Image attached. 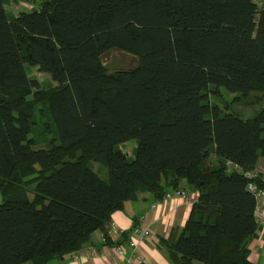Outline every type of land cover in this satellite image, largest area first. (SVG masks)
I'll return each instance as SVG.
<instances>
[{
  "label": "trees",
  "instance_id": "16d2710c",
  "mask_svg": "<svg viewBox=\"0 0 264 264\" xmlns=\"http://www.w3.org/2000/svg\"><path fill=\"white\" fill-rule=\"evenodd\" d=\"M6 1L0 264L62 262L107 234L125 202L162 200L183 182L199 199L179 236L161 241L170 264H258L242 171L264 155V103L242 116L211 99L224 89L233 103L264 102V0H33L12 17ZM114 50L137 65L110 72L101 57Z\"/></svg>",
  "mask_w": 264,
  "mask_h": 264
},
{
  "label": "crops",
  "instance_id": "0c3cea01",
  "mask_svg": "<svg viewBox=\"0 0 264 264\" xmlns=\"http://www.w3.org/2000/svg\"><path fill=\"white\" fill-rule=\"evenodd\" d=\"M256 170L264 174V155L259 158ZM179 189L195 191L186 182ZM173 191L170 188L169 193ZM192 208L185 199L171 201L164 198L158 201L150 193L141 194L137 200L125 202L124 208L112 215L107 234L96 231L78 253L54 264H170L168 250L161 241L179 236ZM137 225L149 229L151 236L148 239L140 237L134 247L131 241ZM118 245H122L124 250L119 252ZM250 250V260L264 264V230L261 228L258 236L250 242Z\"/></svg>",
  "mask_w": 264,
  "mask_h": 264
},
{
  "label": "rangeland",
  "instance_id": "374dc122",
  "mask_svg": "<svg viewBox=\"0 0 264 264\" xmlns=\"http://www.w3.org/2000/svg\"><path fill=\"white\" fill-rule=\"evenodd\" d=\"M32 1L33 0H8L6 1L5 7L7 12L12 17L13 15L15 16L19 14L23 10H27L28 8L33 9L34 7H37V4L32 3ZM105 61L109 63L108 66L110 68V72H115L121 69H130L135 65H137L138 63L137 59L134 56H131L129 54H126L118 50H114L112 51L110 56H106ZM30 76L37 78L38 81L44 87L54 85L51 77L48 74L39 71L37 68L36 69L33 68L30 70ZM221 92H222V96H217L216 94H214L213 98L211 99V102L215 105L221 106L222 108L232 106L233 110L239 112V114H241L242 116H244V114L246 116L250 115L254 110H259V107L256 108V106H254V103L259 102L258 104L259 106L263 105L264 103L262 99L255 98L256 95L252 96L249 100H247L246 102H242L241 104L233 103L234 99L238 96V94L228 92L224 89H222ZM249 109L251 110L249 111ZM229 110H231V107ZM47 118H48L47 115L43 117L39 112H37L36 119L39 123L38 126L39 129L37 130V132H44V130H41V128L45 123V121H47ZM133 143L124 144L122 146L124 151L129 154H132L135 148V143L134 144ZM92 165L96 167V169H99V167L100 169H103L104 173L101 170V174H105V177L107 178L106 168L103 165L95 162H93ZM36 167L39 169L40 165L38 164L36 165ZM32 187H35V184ZM31 196L33 197V193L31 194ZM3 200H4V196L0 192V203L3 202Z\"/></svg>",
  "mask_w": 264,
  "mask_h": 264
},
{
  "label": "built area",
  "instance_id": "2783aa9c",
  "mask_svg": "<svg viewBox=\"0 0 264 264\" xmlns=\"http://www.w3.org/2000/svg\"><path fill=\"white\" fill-rule=\"evenodd\" d=\"M236 167V166H235ZM239 167H237L238 169ZM242 173L248 177L251 181L249 182L247 189L254 195L256 199V208H255V219L262 230H264V174H261L258 170L246 171ZM166 200H174V199H185L192 206L199 199V192H188L184 189L174 190L172 193H167L165 196ZM156 207V205H154ZM151 236V232L149 229L143 227L142 225H137L133 229V238L131 241V246H136L137 241L140 237L149 238ZM118 251L121 252L124 250L122 245H118Z\"/></svg>",
  "mask_w": 264,
  "mask_h": 264
},
{
  "label": "water",
  "instance_id": "95a60500",
  "mask_svg": "<svg viewBox=\"0 0 264 264\" xmlns=\"http://www.w3.org/2000/svg\"><path fill=\"white\" fill-rule=\"evenodd\" d=\"M111 53H112V51H109V52L105 53V55L102 56V59H104L105 64H107V61H105V57L110 56Z\"/></svg>",
  "mask_w": 264,
  "mask_h": 264
},
{
  "label": "bare ground",
  "instance_id": "6f19581e",
  "mask_svg": "<svg viewBox=\"0 0 264 264\" xmlns=\"http://www.w3.org/2000/svg\"><path fill=\"white\" fill-rule=\"evenodd\" d=\"M102 58V57H101ZM103 61V60H102ZM233 166V165H232ZM116 248V247H115Z\"/></svg>",
  "mask_w": 264,
  "mask_h": 264
}]
</instances>
